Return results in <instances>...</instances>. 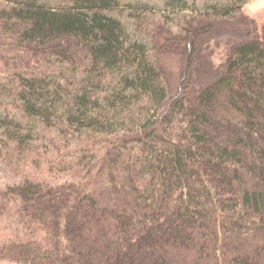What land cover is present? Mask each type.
Returning <instances> with one entry per match:
<instances>
[{
  "label": "trees",
  "instance_id": "trees-1",
  "mask_svg": "<svg viewBox=\"0 0 264 264\" xmlns=\"http://www.w3.org/2000/svg\"><path fill=\"white\" fill-rule=\"evenodd\" d=\"M247 2L160 9L198 14L191 62ZM157 9L0 0V162L17 176L0 186V261L264 264V27L216 74L199 60L202 83L166 56Z\"/></svg>",
  "mask_w": 264,
  "mask_h": 264
},
{
  "label": "rangeland",
  "instance_id": "rangeland-1",
  "mask_svg": "<svg viewBox=\"0 0 264 264\" xmlns=\"http://www.w3.org/2000/svg\"><path fill=\"white\" fill-rule=\"evenodd\" d=\"M48 1L61 2L64 0ZM166 1L167 0H127V2H133L135 4L142 2H144L145 4L150 3L152 5L158 6L159 9L163 7ZM213 1L217 0H188V2L190 3H196L199 7L203 6L205 3ZM159 9H157V12L152 13L151 16H147V18H150L151 20H161L162 25H159V32H161L159 33L160 38L162 39V37L164 36L166 42L169 41L172 43V45H169L170 47L165 44L163 45L164 49L166 50L165 54L166 56L172 58L174 65L180 72L183 71V69H185L184 67L187 66V63H189L191 64V67H193V72L198 73L199 71H197V68L202 66V64H199L198 61H204L207 59L214 66L213 75L216 74L215 70L220 71L225 66V62L231 52L233 45L247 37L249 25L258 32H263L264 27V0H248V2L244 5V7L238 13L237 17L234 20L224 21L221 25H215L213 28L204 31L198 37V47L195 50V58L191 62H188L189 57L186 53L187 49L184 47L186 46V40H192L193 34L189 30H187V22H189L188 20H191L198 14L195 13L193 15V13H191V11L189 10L186 11L185 16H183L182 13V15L178 17L172 14L171 17L165 18L161 13L162 9ZM126 16H128V13L126 14ZM197 22L195 21L193 23L196 24ZM198 23L199 25H202L204 22ZM137 32L140 36L146 38L150 42L153 39V33L149 25L147 24L142 30L137 29ZM179 35H181V39L183 41L182 46L178 45V43L176 42H172V40L177 39V36ZM199 54L202 55L200 56ZM206 67L208 66L206 65L205 67H201L202 69L200 68V70L205 75V77H203L204 79L201 78L202 83H205L209 77L213 76L208 75V72H210V70H208V72L205 71L207 70ZM15 180H17V176L4 163L0 162V186H5ZM0 264L13 263L0 261Z\"/></svg>",
  "mask_w": 264,
  "mask_h": 264
}]
</instances>
